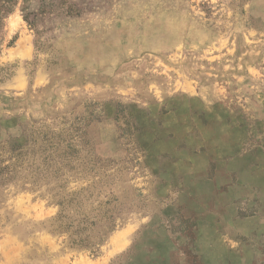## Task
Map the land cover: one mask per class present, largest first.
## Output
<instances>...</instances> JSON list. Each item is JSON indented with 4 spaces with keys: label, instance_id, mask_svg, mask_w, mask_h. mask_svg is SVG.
<instances>
[{
    "label": "rangeland",
    "instance_id": "374dc122",
    "mask_svg": "<svg viewBox=\"0 0 264 264\" xmlns=\"http://www.w3.org/2000/svg\"><path fill=\"white\" fill-rule=\"evenodd\" d=\"M0 264H264V0H0Z\"/></svg>",
    "mask_w": 264,
    "mask_h": 264
}]
</instances>
